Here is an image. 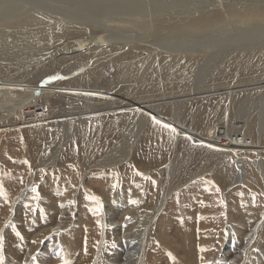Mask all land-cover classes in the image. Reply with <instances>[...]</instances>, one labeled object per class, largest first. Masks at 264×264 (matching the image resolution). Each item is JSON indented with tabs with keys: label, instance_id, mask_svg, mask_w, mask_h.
<instances>
[{
	"label": "rangeland",
	"instance_id": "374dc122",
	"mask_svg": "<svg viewBox=\"0 0 264 264\" xmlns=\"http://www.w3.org/2000/svg\"><path fill=\"white\" fill-rule=\"evenodd\" d=\"M259 3L257 0L247 2L252 6ZM245 11L250 12L253 16L257 7L245 9ZM220 12L224 13L223 10ZM200 19L201 15L198 20ZM245 19H250V17H245ZM219 20L220 18L213 17V26L207 30L204 27L206 32L203 31L204 33L201 35H210V38L214 36L218 40H224L225 49L232 45L231 42L238 46V50L244 48L259 50L263 46V43L258 42H262L264 33L255 36L253 42L243 41L239 44L238 40H232L233 34L235 35V32L242 33L246 27L227 25L218 22ZM34 21L33 23H37ZM223 21L229 23L226 17ZM263 21L264 16L256 14L253 19L242 23L250 27L263 23ZM23 22L26 23L25 18L15 21L16 25L7 24L4 27L23 28L27 26ZM224 27H230L233 30H230L229 34L218 33ZM245 30L252 31V28ZM249 43L251 44L249 45ZM214 44L213 41L212 45ZM258 44L261 45L258 46ZM9 46L16 48L15 51L19 48L17 44ZM75 47L77 50L79 49L77 45ZM211 47L213 60L209 66L213 67V72L207 74L206 77H202L204 74L195 77L199 72L197 68L205 63L202 56L197 54L190 57L189 53L191 52H187L184 56H174L172 59H168L165 64H162L161 70L159 64L148 67L149 70L143 76L141 82L143 84L140 86L137 77L145 69L146 63L141 64L138 56H133L132 60H124V66H128L129 63L131 65L135 61L139 64L136 67L133 66L134 68L129 65L113 69L114 72L116 71V76L119 77L116 79L118 81L116 87L119 90L118 96L122 98L121 101H124L123 99L129 97L127 85L136 83L139 89L132 96V101L138 107L146 102L151 103L164 99L183 101L186 98L188 100L186 106L182 103L179 106L182 111L187 110L188 113L187 120L183 121L186 130L196 128L197 133L202 137H209L208 139L214 141L227 139V137H232L231 139L240 137L243 134L240 129L242 122L245 121L253 125L264 115V77H261L264 75V68H262L264 67V58L262 57L264 56L260 57L261 53L258 54L259 57L256 55V59L249 63V65L254 64L250 66L247 64L243 72L241 69L243 58L247 54L246 51L241 50L227 58L224 51L217 52L222 47ZM231 50L234 49L231 48ZM192 54L194 55L193 52ZM0 55L2 56V54ZM79 56H74V58ZM145 56H142V59ZM225 57L226 59H224ZM39 58L40 56H37L36 60ZM207 58L208 56L206 60ZM62 60L50 59V62H45V67L35 70L30 75H27V72L30 71V63L25 62L26 60H23L24 62L13 60L8 64L3 62L0 67V82L13 76L11 81L13 84L9 86L17 87L16 83H23L25 80L23 84L29 83L33 87L41 88L48 84L57 89L61 88L63 83L61 80H56V77L65 76L66 78L69 73V70L67 71L65 68L66 62ZM85 61L80 65L83 66ZM255 64L260 66H254ZM22 67L24 69L29 67V69L24 71ZM159 72L162 80L158 85L161 86L152 89L153 85H157L154 79L157 78ZM29 77H32L31 80ZM37 78L40 80L38 81ZM55 80L56 83H52ZM116 85L114 84L112 87ZM14 91L8 95L9 102L11 96L13 99L18 96L16 99L24 100L28 96L18 89ZM57 96V94H52L49 98L50 96L36 94L20 114L13 111L11 114L14 117L8 118L5 123L0 122V186H2L0 187V238L3 240L5 264H24L27 254L30 252L28 249L31 247L33 250L38 247L39 251V248L45 243L49 245L45 249L40 248L41 251L35 254L34 259H31V264H97L98 260V264H113L116 261L118 264H124V255L130 247H134L133 244H126L125 235L129 230L133 232L138 221L148 212H155L156 208L158 214L157 217H152L150 227L154 234L150 231L144 244L146 264H232L233 259L235 260L242 250H246L250 242L246 239L251 229L250 224L263 215L264 186L261 189L260 186L254 184L252 179L250 182L253 185L252 188L247 186H240L236 190L232 187L226 188L225 175L234 169L235 164L232 160L230 161L231 165L220 164L218 151L209 148L206 143H201L198 140L191 143V140L186 136L176 140V134L163 127V124L168 123L161 121V124H156L152 121L147 126L148 130L146 129L142 138L137 142L131 154L132 159L124 170L96 168V163L108 153L115 144L116 138L131 127L130 121L133 120L135 123L140 119L144 110L137 106H133V113L126 110L116 113L117 115L98 113V115L91 116L90 119H84L80 125L84 127V130L76 132L82 138H67V144L60 154L58 163L44 168L42 162L50 160V157L60 146L58 145L59 140L54 136L55 132L52 131L54 128L53 125L51 126V122L57 123L58 117L62 120L71 115L68 112V106L78 104L77 102L75 104L67 103L66 99H58L59 96ZM68 96L71 95L66 97ZM192 97L196 98L190 101L189 99ZM54 101L57 103L55 102V104ZM65 103L67 104L65 105ZM243 104H245L243 108L252 104L246 115L245 110L241 107ZM33 105L34 108L44 110L35 113L42 117H48L47 123L44 124L43 120L34 119L32 112L25 113L30 111ZM171 105L174 104L171 102ZM10 106L11 104L6 105L7 110ZM174 107L170 106L163 115L171 118L172 112L178 109L176 105ZM195 112L196 118L198 117L197 121L194 119ZM65 113L67 114L65 115ZM74 125L75 122H69L70 130ZM244 132L246 133V131ZM246 134L248 141L252 140L253 137L249 130ZM255 140L253 139L254 142ZM260 156L255 153L248 155V164L256 165L255 161L261 159L264 164V154ZM172 164H174L175 177L170 187V174L167 166ZM207 167H213L212 174L204 172ZM84 175L87 178L86 186H84L85 177H82ZM234 191L236 192L232 194ZM164 196L166 200L161 207ZM90 197H103L107 203V209L109 208V211L112 212L113 219L108 222L110 226L107 225V228L104 225L105 210L102 203L97 204ZM75 198L77 202L74 200ZM99 201L101 200L99 199ZM78 204L79 208H77ZM12 206L17 208L12 209ZM97 208L100 209L99 212L95 211ZM62 214H65V222L64 227L59 230ZM124 215H126V219ZM160 223L163 226L160 231L165 233L163 236L168 234L166 241L160 238L162 233L158 227L154 228ZM90 225L92 231L89 230ZM105 228L106 230H104ZM110 228L112 229L109 230ZM230 228L237 232L234 230L236 238L234 242L228 243L232 234ZM104 235L107 236L108 243L106 241L104 244L103 254L105 256H100L102 249L100 243L103 241ZM256 238L257 240L248 249L247 256L244 259H238L234 264H264V222L261 223L259 237ZM23 242L26 246L25 250L22 249L23 244L21 243ZM110 243L114 244L110 245ZM136 244L139 245L138 241H135ZM50 249L54 250L51 254H49ZM86 254L88 255L86 256ZM185 254H189L187 263H183L182 260ZM224 254H229L231 258H226ZM107 257L112 259H107Z\"/></svg>",
	"mask_w": 264,
	"mask_h": 264
},
{
	"label": "bare ground",
	"instance_id": "6f19581e",
	"mask_svg": "<svg viewBox=\"0 0 264 264\" xmlns=\"http://www.w3.org/2000/svg\"><path fill=\"white\" fill-rule=\"evenodd\" d=\"M249 1L254 2V0H0V54H2V56L0 55V59H2L0 61V67L2 66L1 64L3 62L8 64L10 61L13 60L14 61L26 60L25 62L30 63L29 66L30 71L27 72V75H30L33 74L35 70L42 68L45 62L47 61L50 62V59L51 60L63 59L62 61L66 62L65 68L67 69V71L69 70L68 76L66 78L65 76H63L60 77V79H56V80H61L63 83L61 84L60 81V84L63 87L58 89L48 84L47 86L41 85L42 86L41 88H38V86L33 87L29 85V83L23 84L25 83V80L23 81V83L22 82L16 83L17 87H13V86H9L10 84H13L11 83V81L13 80L12 78L13 76L7 79H3L2 82H0V96L2 98V101L0 102V115H1L0 122L5 123L8 121L7 120L8 118L14 117L11 114L13 113V111L18 112L20 114L21 110H23L25 106H28L27 104H29L33 100L36 94H43V96L45 97L50 96L49 98H51L52 94H57L59 96L58 99H66L68 101L67 103L75 104L77 102L78 104H75L74 106H68V110H69L68 112L71 115H68L67 117L64 116L65 118L62 120L61 118L59 119L58 117V119H56L58 120L57 123L51 122V126L53 125L54 128V130L52 131L55 132L54 136L57 140H59L58 142L60 143L58 145L60 146L58 149H56L54 155L53 156L51 155L52 156L50 157L51 159L48 158L50 160L43 161L42 164L44 168H48L50 165L54 166L58 163L61 157L60 154L63 148L65 147V145L67 144L66 139L67 138L70 139V137L82 138L80 134L76 132L84 130V127L80 126L84 122V119H90L92 118L91 116L95 114L98 115V113L116 114L119 112H124L125 110L131 113L134 112L133 106H137V105H135V102L132 101V96L139 89V86L136 83L133 85H127L129 91V97L123 99L124 101H121L122 98L118 96L119 90L118 88H116L118 86L117 83L118 81L116 79L117 78L119 79V77L116 76L115 73L116 71L114 72L113 69L116 67L124 66L125 63L124 60L127 61L133 58V56H138L140 57L141 64L146 63L145 69L140 75H138L139 77H137L138 78L137 82L138 83L140 82V86H141V84H143L141 83L144 78L143 76L149 70L148 67H150L153 64H156L158 66L159 64V68L161 70L162 64H165L168 61V59H172L174 56H184L185 54H187V52H191L189 53L190 57L196 56L197 54H200L202 56L201 58L205 63L197 68L199 72L196 74L195 77H197L200 74L201 75L204 74L202 75V77H206L207 74L213 72V67L209 66L212 63L211 61L213 60L212 59L213 55L211 54V50H212L211 46L222 47V49L218 50L217 52L224 51V53L227 55V58L230 57L231 55L237 54L241 50L246 51L247 54H245L243 58V64L241 69L242 71L247 64L249 65L251 61L256 59L255 58L256 55L259 57L261 53L260 57L264 56V47H263L264 39L261 40L262 42H258V43H263V46L259 50L255 48H249L248 50H246L247 48H244L238 50L239 49L238 46H236V44H233L232 42H231L232 45L231 46L227 45L230 47L225 49L224 45L226 44L223 42L224 40L223 41L218 40L214 36L213 38H210L209 37L210 35L207 36L201 35V33L206 32L203 29L204 27H206L207 30V28L213 26V17H218L220 18L218 22H223L224 24L227 25L234 24L235 27H238V25H242L243 28L246 27L243 29L245 32L244 31H242V33L235 32V35L233 34L234 36L232 37L233 41L238 40L237 42L239 44H241L243 41L253 42L252 40L254 39L255 36L257 37L258 35L264 33V21L263 23H260L258 25H252L250 27H248V25H245L242 22L253 19V17H255L256 14H261L262 16H264V0H257V2L260 3L255 6L247 4V2ZM254 7H257V11L253 13L254 14L253 16L251 15L250 12L248 13V11H245V9H251V8L253 9ZM220 10H223L224 13L221 14ZM213 11H216V13H213ZM200 15H201V19L198 20L200 18ZM224 17L227 18L229 23H225L223 21ZM245 17H250V19H245ZM22 18L26 19V23L23 22V24H26L27 26L23 28L4 27L7 24L16 25L17 23H15V21H17L18 19L21 20ZM34 20L37 23H33ZM250 28H252V31L245 30ZM230 30L233 29L230 27H224L218 33L229 34ZM213 41L215 42L214 45H212ZM10 44H17L19 47L17 48V51H15L16 48L14 47L12 48L11 46H9ZM250 44L251 43H249V45ZM75 45L79 47L78 50L77 47H75ZM260 45L258 44V46ZM231 48H233L234 50H231ZM192 52L194 53V55L192 54ZM77 55L80 56L74 58V56ZM144 55L146 56L144 57V59H142V56ZM37 56H40L38 60H36ZM207 56L208 58L206 60ZM71 57L73 58L70 59ZM224 59H226V57ZM84 60H86L84 65L83 66L80 65V63H82ZM260 61L263 60L260 59ZM138 64L139 62L136 61L133 62L131 65L129 63L131 68L133 66L136 67ZM256 65L259 64H255L254 66ZM126 66L127 65H125L124 67ZM29 67H26L25 69L24 67L22 68L24 69V71H27ZM104 68H106V70H104ZM160 76L161 73L159 72L157 78L154 79V82L157 85H153L152 86L153 88L151 87L152 89H157L159 88V86H161L158 85V83L161 84V80H162ZM261 77H264V75ZM31 78L32 77H29V80H31ZM39 80L40 79H38V81ZM56 80L55 82L52 83H56ZM114 84L117 85L115 87H112V85ZM15 89L20 90V92H22L24 95L28 94V96H26L27 98L25 100L16 99V97H18L16 96L13 99L11 96L10 98L12 101L10 100L9 102L8 95L10 94V92L14 91ZM67 95H71V96L66 97ZM195 98L196 97H192L189 100L192 101ZM18 100H20V102H18ZM55 102L56 101H54V103ZM171 102L172 104L176 105L178 109L172 112L171 118H167L163 114L170 106L174 107V105H171ZM67 103H65V105ZM181 103L182 105L186 106L188 100H186V98L183 101H179V99H176L175 101L164 99V100H157L151 103L146 102L144 105L142 104L140 107L137 106L138 108L144 110V112H142V115L139 117L140 119L135 123L133 120L130 121L131 127L129 126L130 128H127L124 132H122L119 135L118 138H116L115 144H113L112 148H110L108 153L105 154L106 156L104 155L96 163V168H100V169L111 168V170H120V171L124 170L126 168V165H129L132 159L131 154L133 149L136 147V144L139 141V139L142 138V135L146 131L149 123L153 121L152 117L154 116L158 120L168 123L170 126L174 127L177 130L176 132H174L176 134L175 136L176 140H179L182 136H186L191 140L190 141L191 143L198 140L201 143H206L207 145H211V147L209 146L208 147L212 149L214 148L215 150L218 151L217 155L219 156L218 160H220V164L225 163L224 165H231L230 161L232 160L235 166L234 169L228 171V173L225 175L224 184L226 185V188L232 187L235 188V190L237 188H240V186L243 187L247 186L249 188H252L253 185L250 182H252L253 179L254 184L260 186L262 189L264 186L262 185L264 183V164L262 162V159L260 161H255L256 165L253 164L251 166L250 164H248V160H249L248 155L255 153L257 155L262 156V154H264V115L259 121L258 120L255 121L253 125L245 121L242 122L240 125V129L243 131V134L240 137H234V139H231L232 137L231 138L227 137L228 140L224 138L218 141L216 140L214 141L208 139L209 137L207 138L202 137L201 134L197 133L196 128H190L189 130H186L184 128L183 121L187 120L188 113L187 110L182 111L181 107H179ZM9 104H11V106L9 107V110H7L8 107H6V105ZM251 105L252 104L248 105L245 108H243L245 104L241 106L243 110H245V115L250 111ZM55 107L57 108L56 105ZM40 111H44V110L34 108L33 105V108L30 111H26L25 113L28 114L32 112L34 119H36L37 121L43 120L45 124V122L48 120V117L46 116L42 117L40 114L35 113ZM66 114L67 113H65V115ZM194 119L196 121L198 119V117L196 118V112L194 114ZM70 121L75 122V125L72 128L74 130L72 129L70 130L69 128ZM248 130L250 131V134L253 137L251 138L252 140L250 141H248V138L246 137L247 136L246 133ZM244 131H246V133ZM253 139H256L255 142L253 141ZM220 164H218V166H220ZM173 165L174 164L167 166V170L169 171L170 174V187L172 186V181L175 177V172H174L175 170H173L174 168ZM212 169L213 167H207V169H205L204 172H208V173L211 172L210 174H212L211 171ZM82 177H85L84 186H86L87 178L85 175ZM235 192L236 191H234L232 194H234ZM225 197L228 198L227 196ZM99 199L101 200L100 202L102 203V207L105 210L104 225L107 228L108 222L113 219L112 212L109 211V208L107 209V203L105 202L103 197ZM74 200L77 202L76 198ZM165 200L166 197L164 196L163 202L161 203V207H163ZM79 207L80 206L78 204L77 208ZM13 208L15 209L17 207L12 206V209ZM157 214H158L157 208L155 212L153 211L148 212L138 221V225L133 229V232H130L129 230L128 233L125 235L126 244L127 245L133 244L134 247L133 248L130 247L129 251L124 255L125 256L124 264H146V257L144 256L145 239L147 234L150 233L151 231L150 227L152 225V220H153L152 217L154 216L157 217ZM125 217L126 215H124V218ZM64 222H65V214H62L60 224L58 227L59 230L64 227ZM131 222L133 224V221ZM263 222H264V211L261 217H259L257 220L255 219L254 223L250 224L251 229L246 238L247 241H250L248 244L249 247L247 246L246 250L244 251L242 250L239 256L235 260L233 259L232 264H234L235 261H238V259H244L247 256L248 249L250 248L252 243L255 240H257L256 237H259L260 225ZM112 223L111 225H113ZM157 227L159 231L160 229H163L161 223L154 228ZM106 228L104 230H106ZM90 229H91V225L89 230ZM111 229L112 228H110L109 230ZM166 229L169 230V228ZM234 230L235 229L230 228L232 234L231 237L228 239V243L234 242V240L236 239ZM164 234L165 233H162L160 235V238L166 241L168 234L163 236ZM103 237L104 239L100 243V248H102L99 254L100 256L102 255L105 256V254H103L104 244L106 241L108 243V240L106 239L107 236L104 235ZM41 238L43 239V237ZM135 241H138L139 243L138 246L137 244L135 245ZM112 244L110 243V245ZM226 248L228 249V246H226ZM37 249L38 247L33 250L31 249V247L28 249L30 250V252L27 254L24 264L27 263L31 264L30 263L31 258L35 256V254L38 252ZM87 255L88 254H86V256ZM188 255L189 254H185V256L182 258L183 263L188 262V257H189ZM224 256L226 258H231L229 254H224ZM107 259H112V258L107 257ZM32 262L34 261L32 260ZM116 262L113 264H118ZM60 263L62 262L60 261Z\"/></svg>",
	"mask_w": 264,
	"mask_h": 264
},
{
	"label": "snow or ice",
	"instance_id": "6c2138e0",
	"mask_svg": "<svg viewBox=\"0 0 264 264\" xmlns=\"http://www.w3.org/2000/svg\"><path fill=\"white\" fill-rule=\"evenodd\" d=\"M56 79H60V77H56ZM152 120L154 123L156 124H161V121L158 120L156 117H152ZM163 127L166 128V129H170L172 132H176L177 130L174 128V127H171L170 125L168 124H163ZM209 147H211V145H209ZM2 187V186H0ZM33 191H35V189H33ZM90 199L92 200H95L97 204L100 203L99 201V198L98 197H90ZM96 212H99L100 209L97 208L95 209ZM0 264H5V261H4V255H3V240L2 238H0Z\"/></svg>",
	"mask_w": 264,
	"mask_h": 264
},
{
	"label": "crops",
	"instance_id": "0c3cea01",
	"mask_svg": "<svg viewBox=\"0 0 264 264\" xmlns=\"http://www.w3.org/2000/svg\"><path fill=\"white\" fill-rule=\"evenodd\" d=\"M21 244H23V247H22V249H24V250H25V248H26V246H25V243L23 242V243H21Z\"/></svg>",
	"mask_w": 264,
	"mask_h": 264
}]
</instances>
